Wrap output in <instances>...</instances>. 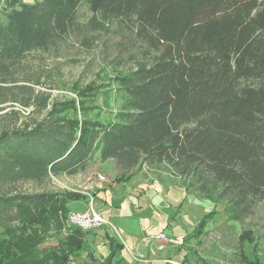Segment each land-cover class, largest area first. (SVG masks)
<instances>
[{
  "label": "trees",
  "instance_id": "trees-1",
  "mask_svg": "<svg viewBox=\"0 0 264 264\" xmlns=\"http://www.w3.org/2000/svg\"><path fill=\"white\" fill-rule=\"evenodd\" d=\"M83 3L91 31L120 24L145 47L115 80L123 102L107 123L78 122L74 102L50 101L37 90L47 75L31 70V56L81 32ZM0 14V106L31 108L24 121L12 110L0 123V264H121L124 245L105 227L67 225L68 204L90 195L21 188L76 176L96 158L112 161L121 183L165 166L186 195L209 202L196 240L216 205L242 222L264 201V0H4ZM97 230L108 251L101 260L86 247ZM62 232L56 247L43 244ZM15 235L23 248L9 244ZM252 240L239 235L240 264H264L247 261Z\"/></svg>",
  "mask_w": 264,
  "mask_h": 264
},
{
  "label": "rangeland",
  "instance_id": "rangeland-1",
  "mask_svg": "<svg viewBox=\"0 0 264 264\" xmlns=\"http://www.w3.org/2000/svg\"><path fill=\"white\" fill-rule=\"evenodd\" d=\"M3 1L0 0V8ZM20 1L31 4L35 0ZM90 16L88 6L85 3L81 4L78 20L82 28L81 32L67 37L53 50L47 53H35L29 59L32 72L44 71L43 74L47 75V80L43 79V86L37 90L48 94L50 101L72 100L75 107L68 112L78 122L87 119L107 123L113 119L123 102L115 80L124 76L134 66L145 47L131 34L125 33L120 24L109 25L105 31H91L88 26ZM12 110L19 112L20 121H24L31 112V108L26 110L18 105L13 107L10 103H5L0 106V123H9ZM98 176H103L106 180L99 181ZM116 177L118 175L112 161L101 163L96 158L85 171L76 176L51 178L43 187L28 183L21 188L32 194L75 192L79 195H87L91 194L88 189L89 183H100L105 188L107 182H112ZM121 188H117L120 194H115L113 190L107 194V201L110 203L114 198L116 205H119L122 202L117 201V198L123 196L119 199L123 201L122 207L127 210L124 213L128 218L127 227L120 226L116 218L111 219L113 231L105 227V231L112 233L118 240L135 237L148 230L149 219L143 221L147 213L157 217L161 214V220L154 218L153 221L154 224L160 222L169 224L170 227L164 232L169 239L164 235V238H160L168 241L167 246L170 249L164 251L169 252L171 258H161L164 259L165 264H240L241 248L238 237L244 231H250L253 239L251 246L248 243L244 244L247 261L257 260L264 263V201L258 203L251 215L242 222L228 221L223 214V206L216 205L215 210L213 209L217 212L216 216L209 220L205 234L196 240L191 237L192 230L198 220L208 214L213 206L194 195H186L180 181L175 179L165 166H143L137 175L130 178ZM99 199L102 197L95 196L91 201L90 198L75 200L68 204V208L76 213H84L91 207L96 213L104 215ZM155 204L159 212L156 214L152 208ZM17 226L18 224L14 225L13 229ZM99 231L101 230L96 231L97 236L92 245L86 243V247L101 260L106 257L108 251L98 235ZM67 235L66 232H62L45 240L43 244L46 247H56ZM88 239L92 238H86ZM20 240L21 238L17 236L16 239L15 235L9 244H16L21 249L23 246ZM26 240L27 238L24 242ZM254 245L255 259L252 256ZM177 252L180 253L175 259L174 255ZM72 261L76 264L84 262L83 259H72Z\"/></svg>",
  "mask_w": 264,
  "mask_h": 264
},
{
  "label": "crops",
  "instance_id": "crops-1",
  "mask_svg": "<svg viewBox=\"0 0 264 264\" xmlns=\"http://www.w3.org/2000/svg\"><path fill=\"white\" fill-rule=\"evenodd\" d=\"M108 162V161H107ZM121 186H125V183L117 182L116 179H113L112 182H107V185L105 188L101 186L100 183H89L88 184V189L90 190L91 194L93 197L95 196H101L102 199H99L100 202L102 203L101 209L104 215V219L109 223L110 226L111 224V219H117L120 222V226L127 227L126 222H128V218L125 217L124 213L127 211L124 207H122L123 201L119 198H123L122 195L117 198V201L122 202L119 205H116L114 198L113 200H110V203L107 201V194H110V192L113 190L115 194H120L118 189H122ZM118 189H117V188ZM89 199V198H88ZM153 212L159 213L157 211V204L152 206ZM120 211V212H119ZM100 214V213H99ZM115 216L113 218V216ZM154 218H159L160 220L162 219V216L160 214L159 217L156 215H152L150 213H147V215L143 218V221H147L146 219H149V231L145 230V232L139 235H135V237L131 238H126L122 241H120L124 245V249L122 250L119 260L121 264H134L136 262V258L138 257H144L148 264H165L163 260L165 258H171L170 253L166 251H170L168 248V241L166 242L165 240H158L157 238L160 235H164L169 239V236H166L164 232L168 231L170 229L169 224L165 225L164 223H157L154 224ZM197 224V223H196ZM195 224V226H196ZM168 226V227H167ZM194 226V228H195ZM165 227L166 229H163ZM194 228L192 230V233L194 231ZM192 236V235H191ZM165 241V242H163ZM89 242V241H88ZM90 243V242H89ZM92 243H90V246ZM166 250V251H164ZM169 253V255L167 254ZM180 253V252H179ZM179 253L177 252L176 255H174V258H178ZM160 258V259H159ZM161 258H164L161 260ZM169 263V262H167ZM138 264V263H137Z\"/></svg>",
  "mask_w": 264,
  "mask_h": 264
},
{
  "label": "built area",
  "instance_id": "built-area-1",
  "mask_svg": "<svg viewBox=\"0 0 264 264\" xmlns=\"http://www.w3.org/2000/svg\"><path fill=\"white\" fill-rule=\"evenodd\" d=\"M99 181H105L106 179L103 176L97 177ZM89 196V195H88ZM90 201L93 199L89 196ZM66 222L68 226L77 227L82 231H87L91 229H99L103 227H109L111 231L114 230L112 226L104 219V217L96 213L91 207L84 213H76L70 211L67 214ZM164 238L161 235L158 239ZM138 264H148L147 260L144 257H138L135 259Z\"/></svg>",
  "mask_w": 264,
  "mask_h": 264
}]
</instances>
